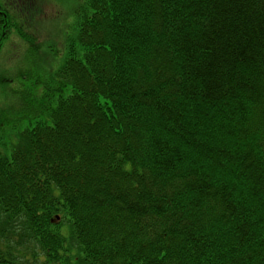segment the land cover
Wrapping results in <instances>:
<instances>
[{
  "label": "trees",
  "instance_id": "trees-1",
  "mask_svg": "<svg viewBox=\"0 0 264 264\" xmlns=\"http://www.w3.org/2000/svg\"><path fill=\"white\" fill-rule=\"evenodd\" d=\"M18 1L0 264H264V0Z\"/></svg>",
  "mask_w": 264,
  "mask_h": 264
},
{
  "label": "rangeland",
  "instance_id": "rangeland-1",
  "mask_svg": "<svg viewBox=\"0 0 264 264\" xmlns=\"http://www.w3.org/2000/svg\"><path fill=\"white\" fill-rule=\"evenodd\" d=\"M20 6L22 4L21 0H19ZM41 2V3H40ZM38 3L42 5L43 15L41 16L40 23L43 35L46 36L47 34H53L54 37L58 36L59 32V23H62L63 16L70 12V8L72 7L73 0H39ZM0 4L4 7H7L9 13H13L16 11V4L17 0H0ZM35 4V2H33ZM19 6V5H18ZM5 9L1 8L0 13L4 12ZM54 16V17H53ZM56 16V17H55ZM0 17H3L0 15ZM39 23V24H40ZM6 28V26H5ZM5 51H13L11 48V44L9 41L5 40ZM4 48V47H3ZM15 52V49L14 51ZM0 72L3 70V67H10L12 71H14L15 66V59L12 61H8L6 54L0 55ZM23 59V54L21 58ZM6 64V65H5Z\"/></svg>",
  "mask_w": 264,
  "mask_h": 264
}]
</instances>
